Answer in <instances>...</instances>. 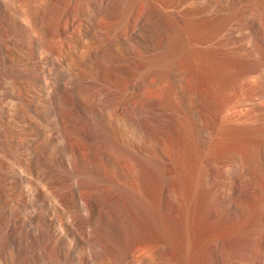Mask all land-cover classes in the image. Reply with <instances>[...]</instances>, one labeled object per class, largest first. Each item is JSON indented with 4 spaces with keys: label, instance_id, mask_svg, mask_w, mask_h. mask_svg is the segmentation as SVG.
Segmentation results:
<instances>
[{
    "label": "rangeland",
    "instance_id": "obj_1",
    "mask_svg": "<svg viewBox=\"0 0 264 264\" xmlns=\"http://www.w3.org/2000/svg\"><path fill=\"white\" fill-rule=\"evenodd\" d=\"M16 4L39 36L20 47L23 31L17 28L13 43L19 46L10 44L16 59L28 62L20 82L22 99L17 114L20 129L27 131L22 134L35 137L34 146L46 158L47 138L41 130L48 116L27 106L28 94L43 71L42 57H60L62 50L69 62L67 73L78 68V76L86 71L79 75L82 79L77 78L79 87L71 86L69 94L81 93L86 102L84 111L93 110L99 141L111 148L113 164L140 155L148 168L146 193L155 205L158 223H148L144 237L132 238V246L122 250L118 264H171L176 257L181 264H250L261 259L264 0H17ZM42 6L48 18L40 26L28 18ZM71 18L75 24L69 32L74 41L65 39L58 51L55 38L59 27ZM84 88L109 90L126 102L127 112L116 104V98L105 104L92 99ZM65 105V122H77L76 112ZM140 105L148 110L145 118L138 114ZM129 157L125 162L132 160ZM60 172V185L50 193L55 203L60 202V195L70 194V181L76 177L72 169ZM113 176L104 178L97 169L91 177L94 185L82 191L94 197L99 206L112 190L129 196L127 187ZM193 184L197 190L194 204ZM73 202L66 201L65 217L77 231L78 226L68 216ZM189 203L191 211V205H196L200 218L195 220L192 213H185ZM215 207L218 214L206 219V212ZM64 232L75 252L86 250L95 264L101 250L93 239L83 248L71 231ZM233 240L245 241L244 248L230 247ZM3 255L7 258L3 264H10L9 254ZM78 258L73 263L83 264Z\"/></svg>",
    "mask_w": 264,
    "mask_h": 264
},
{
    "label": "bare ground",
    "instance_id": "obj_2",
    "mask_svg": "<svg viewBox=\"0 0 264 264\" xmlns=\"http://www.w3.org/2000/svg\"><path fill=\"white\" fill-rule=\"evenodd\" d=\"M5 1L0 0V264H3L5 252L11 258L10 264H74L73 260L78 257L81 258L83 264H91L86 250L82 251L91 238L101 250H98L99 253L95 252L97 255L94 254V256L96 255L95 264H118L120 254L122 255L124 252L122 250H127L129 246H132V238L144 237L143 234L146 233L148 223L150 225L158 223L157 212H155L157 210L153 208L155 205L146 193L147 179L145 175L148 168H145L146 164L140 155L133 158L128 156L132 160L125 162L128 158L126 156L127 158L123 162L118 161L119 163L115 166L111 148H108L106 142L99 141L100 133H98L97 118H95L93 110L87 113L84 111L86 102L80 92V95L77 94L78 96H74L73 93L69 94L70 88L79 87L78 76L86 72H79L80 74L77 76L78 68L75 69L71 66L75 70H68L70 73L66 71L68 67L65 69V65L69 62L68 58L62 55L60 48L64 46L65 39L69 38L74 41L69 32L70 29L72 31L74 29L75 21L72 18L60 25V33L55 38L58 40V51L61 50L59 52L61 59L58 56L54 58L45 54L42 57L44 65L42 73L38 75L32 86L28 87L30 99L27 106L39 108V111H42V116H48L45 117L47 125H43L41 130L47 138L46 158H44L43 152L34 146L36 138L24 135V132L27 131L22 132L20 129L17 114L18 104L22 99L20 97V91H22L20 82L24 78V67L28 62L21 63V60L16 59L10 44L18 45V42L13 43L17 28L23 31L22 46L20 47H24V43L39 36L31 29L32 26L27 24L28 21L22 18L21 11L17 8V4L15 5L17 0H8V7L7 1ZM38 9L36 15L30 16L28 19L32 18L34 22L36 20L40 26H43L44 22L45 24L47 22L48 11L43 6ZM16 60H18L17 63ZM17 65L19 67H16ZM51 70H54V73L50 72ZM87 88H84L87 91L83 92H87L94 100H102L105 104L116 101V97L107 89L98 92L97 89ZM41 91L44 93L42 94ZM76 91L78 92V90ZM25 93L24 91L23 95ZM65 104L69 105L72 110L70 112H76L75 119L85 124V127L79 124L78 120L77 122L71 121L69 124L65 122L67 120L65 116H68L62 110L66 106ZM116 104L127 112L125 101L117 99ZM137 110L140 118L147 116L148 110L144 106L140 105ZM141 157L143 156L141 155ZM61 169H72L76 177L70 178V194L60 195V200L58 198L60 202L55 203L51 199L50 193L52 191L54 194L53 189L58 185V175ZM97 169L104 178L112 177V175L116 176L115 178L113 176L114 180L119 178L120 182L129 190L130 195L124 197L122 192L112 190L109 197L99 206L94 197L86 195L82 191V188H90L94 185L91 177L94 176ZM198 173L200 174V172ZM78 176L80 177L78 178ZM192 187L194 192L192 191L191 203H195V191L197 190H195V184ZM78 198H81V202H78ZM68 199L74 200V208L68 211L70 213L68 216L72 217L74 224L78 226L77 231L72 229L73 222L68 221V217H65L67 216L66 201ZM191 206L192 211L189 203L185 213L188 215L192 213V218L196 220L199 213L195 210L196 205L195 208L193 205ZM217 206L220 207V204ZM218 211L216 207L209 209L205 218L211 219L218 214ZM199 216L198 218L201 217ZM255 227L257 229V226ZM254 228L247 229V232L250 230L249 232L252 234ZM64 230L72 232L73 239L83 247L81 253L75 252L73 245L66 240ZM189 241L188 243H190ZM244 243L245 241L242 242V240H233L230 242V247L241 249L244 248ZM87 244L89 245V243ZM262 245L264 252V243ZM214 257L216 262L219 261L217 255ZM174 259V263L171 264H181L178 257ZM169 260L172 262L170 255ZM169 260L168 262H170ZM250 264H264V256L258 261L254 259Z\"/></svg>",
    "mask_w": 264,
    "mask_h": 264
}]
</instances>
